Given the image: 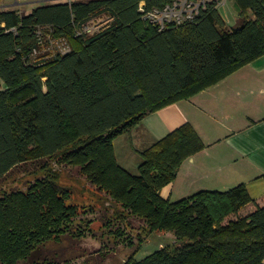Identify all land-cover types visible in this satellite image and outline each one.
<instances>
[{
  "label": "trees",
  "instance_id": "16d2710c",
  "mask_svg": "<svg viewBox=\"0 0 264 264\" xmlns=\"http://www.w3.org/2000/svg\"><path fill=\"white\" fill-rule=\"evenodd\" d=\"M174 1L74 0L27 15L0 11V182L19 170L45 171L57 160L78 168L118 206L117 219L134 217L148 233L173 234L172 247L141 260L137 250L124 264H264V206L239 215L252 203L243 184L175 202L161 197L181 164L205 148L191 124L140 152L137 174L117 163L115 139L143 117L264 55V0H230L240 19L233 30L218 13L223 0H210L193 20L162 31L143 20L141 5L150 12ZM93 19L104 25L76 36ZM39 32L46 45L64 39L70 50L55 46L32 56ZM67 194L45 176L0 196V264L24 262L69 232L78 213L66 204Z\"/></svg>",
  "mask_w": 264,
  "mask_h": 264
},
{
  "label": "crops",
  "instance_id": "0c3cea01",
  "mask_svg": "<svg viewBox=\"0 0 264 264\" xmlns=\"http://www.w3.org/2000/svg\"><path fill=\"white\" fill-rule=\"evenodd\" d=\"M185 124H191L205 148L181 164L175 181L160 190L161 197L175 202L199 191L226 192L243 184L252 203L239 215L264 206V55L188 100L143 117L115 139L117 163L137 174L139 153Z\"/></svg>",
  "mask_w": 264,
  "mask_h": 264
},
{
  "label": "rangeland",
  "instance_id": "374dc122",
  "mask_svg": "<svg viewBox=\"0 0 264 264\" xmlns=\"http://www.w3.org/2000/svg\"><path fill=\"white\" fill-rule=\"evenodd\" d=\"M62 1L74 0H0V11L16 10L27 15L38 6ZM218 13L228 30L239 26L238 10L232 2L220 5ZM103 20L93 19L88 25L99 28L104 25ZM46 44L41 55L50 54L55 49V45ZM67 46L70 49L68 42ZM45 176L67 191L66 204L75 207L78 215L69 226L68 233L57 242L42 244L28 260L19 264H40L44 260L57 264H124L137 250L134 258L141 260L163 247L173 246L172 233H148L143 222L134 217L117 219L118 206L112 205L104 193L86 181L78 168L64 166L57 160H51L45 171L33 170L22 174L19 170L8 174L0 182V196L26 190Z\"/></svg>",
  "mask_w": 264,
  "mask_h": 264
},
{
  "label": "built area",
  "instance_id": "2783aa9c",
  "mask_svg": "<svg viewBox=\"0 0 264 264\" xmlns=\"http://www.w3.org/2000/svg\"><path fill=\"white\" fill-rule=\"evenodd\" d=\"M209 1L210 0H175L170 6H165L163 9H155L150 12H144L142 5L139 8L144 13L143 20L158 26L159 31H162L167 26H177L186 23V21L193 20L194 17L198 15L199 11L205 8V4ZM0 27H4V25H0ZM96 31H98V27L85 25L76 31V36L91 35V33ZM50 44L55 45V48H57L61 53H65L70 50L67 46V41L64 39L56 42L51 41ZM37 45L38 48H33L32 50V56L39 55L45 45V40L40 32L37 34Z\"/></svg>",
  "mask_w": 264,
  "mask_h": 264
}]
</instances>
